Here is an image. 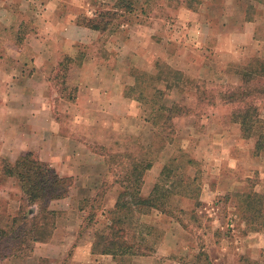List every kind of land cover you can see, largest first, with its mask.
<instances>
[{
  "label": "rangeland",
  "instance_id": "1",
  "mask_svg": "<svg viewBox=\"0 0 264 264\" xmlns=\"http://www.w3.org/2000/svg\"><path fill=\"white\" fill-rule=\"evenodd\" d=\"M44 1L0 0V83L9 78L1 71L3 66L20 68L31 58L34 60L32 53L17 51L16 47L20 48L23 40L33 37L38 30L44 31L42 19L47 21L48 16L43 13ZM55 1L62 5L61 11L65 16L75 17L77 21L83 16L91 17L97 8L95 3L111 6L116 0ZM137 1L138 6L146 2L147 17L138 16L131 25L121 26L113 34L98 35V32L80 27L83 34H78L79 41L73 45L76 55L69 57L73 62H65L67 56L61 54L49 72V90L57 94L49 106L58 123V132L69 139L70 160L62 168L47 165L58 174L66 170L74 176L69 177L73 189L67 196L48 204L49 209L56 213L55 229H59L56 240L67 241L68 248L62 251V257L59 249L52 250L44 264H161V258L166 259L173 251L175 255L178 252L180 258L174 256V261L163 264H173L181 259L195 264H238L243 261L244 264H264V231L250 221L245 209L246 203L257 196L259 198L256 199L262 201L264 212V151L259 155L254 153L255 139L243 138L237 124L230 120L236 105H223L218 97L219 94L229 95L240 85L237 72L245 67L228 62L234 59L233 51L238 50L237 45L233 46L230 34H217L220 26L229 24V20L216 18L217 13L221 16V11L212 6L207 14L211 19L208 17L210 20L205 23L203 14L210 2L208 0L191 3L194 9L190 10L185 3L176 5L174 0ZM217 1L212 5L220 3ZM239 1L243 3V10L236 9L233 28H238L243 16L248 21L256 18L254 39H263L264 0ZM57 12L58 8L49 17ZM45 45L43 43V48ZM259 53L261 56V51ZM246 59L249 57L242 61ZM84 62L89 67L109 69L112 73L110 82H107L108 76L101 82L99 100L93 98V89L87 87L89 92L82 90L84 82L80 81L79 69ZM166 68L178 71L182 77L179 87L171 91L165 90V85L155 79L157 73ZM103 74L102 71H93L82 76L96 75L95 79H100ZM257 80L249 85L252 90L249 102L258 108L262 119L264 92L255 86L263 82ZM135 84L141 86L139 91L146 98L153 89L160 88L165 90L164 99L168 104L175 102L189 108V114L172 121L173 141L162 150L146 122L149 112L135 100L138 94L131 90ZM78 91L81 95L77 99ZM48 92L46 95L50 97ZM110 95L120 102L121 96L127 101L111 104ZM209 95L215 97L213 106L207 103ZM199 100L203 102L199 103ZM147 153L153 162L148 174L143 175L140 193L143 190L146 195L159 180L163 167L176 158L168 168L171 172L164 187L172 185L176 192L179 183H191V188H186L189 194L172 197L171 214L151 212L137 219V225L146 222L157 224L155 231L160 232L153 245L154 252L149 257L112 262L106 257L90 256L87 253L89 243L97 242L96 234L107 233L111 205L120 191L118 182L125 179L133 164H138V160L145 158ZM17 183L12 178H0V197L8 198L10 195L15 200L18 197L19 201ZM6 192L7 196L4 195ZM8 205L7 200H0L1 229L5 228L7 217H10ZM260 222L264 223V219ZM125 228L127 242H130L133 233H137L133 228ZM161 228H169L177 235L180 252L170 244L171 239H164ZM12 243L10 237L2 240L3 247L7 249ZM186 247L188 249L185 250ZM195 258L197 260L194 261ZM7 264L21 262L9 258Z\"/></svg>",
  "mask_w": 264,
  "mask_h": 264
},
{
  "label": "trees",
  "instance_id": "2",
  "mask_svg": "<svg viewBox=\"0 0 264 264\" xmlns=\"http://www.w3.org/2000/svg\"><path fill=\"white\" fill-rule=\"evenodd\" d=\"M174 1L176 5L185 3L188 10L194 9L191 3L197 2V0ZM95 5L97 8L91 17L78 18L75 24L101 35L113 34L121 26L133 23L136 17H147L149 13L146 2L138 6L137 0H116L111 6L105 3H95ZM64 59L69 64L73 62L69 57ZM238 70L240 85L235 87L229 95L219 94L218 97L222 99L223 105H236V109L230 114V120L239 125L243 138L255 139L254 153L259 155L264 151V121L259 117L258 108L249 102L252 94L249 85L258 79L257 81L263 83L255 88H261L260 91L264 92V61L255 59ZM155 79L162 82L167 91L179 87L182 81L181 73L171 68L160 70ZM139 88L141 86L135 84L131 90L137 92L135 100L145 106V110L149 112L146 122L152 128V136L155 137L160 146L159 149L162 150L173 141L172 121L189 114V108L175 102L168 104L164 99L165 90L163 89H153L152 94L146 98ZM206 99L208 105L215 104L214 96L209 95ZM202 102L199 100V103ZM175 160L177 159H173L171 164L163 167L159 180L145 198L141 196L140 187L144 173L152 166L153 158L150 157V153H147L145 158L138 160V164H133L125 179L118 182L120 191L110 210L111 217L110 224L106 227L107 233L95 235L97 242L95 241L96 243L92 245V254L110 255L114 261L122 262L123 258L144 257L153 252V245L160 237L159 233L145 223L137 225V221L150 214L152 210L162 214H171L172 197L189 194L186 188H191V183L185 185L179 183L177 186L179 190L176 192L174 191L176 189L171 187L172 185L164 187L165 181L169 179L168 174L171 172L168 168L172 167ZM0 178L14 179L18 182L20 191L17 213L12 217H7L5 228H0L1 261L28 256L34 244L47 243L51 240L55 230L56 213L49 209L48 204L64 199L73 182L69 177H60L52 167L42 162L39 156L32 151L23 152L14 162L0 158ZM256 198H251L249 203H246V215L252 223L259 225V228L264 231V223L260 222L264 219L263 205L262 201ZM255 202L257 203L254 204ZM125 226L133 228V231L137 233H133L130 242L126 239L128 235ZM7 237L13 241L9 249L2 245V240ZM44 263L46 261L40 259L37 264Z\"/></svg>",
  "mask_w": 264,
  "mask_h": 264
},
{
  "label": "crops",
  "instance_id": "3",
  "mask_svg": "<svg viewBox=\"0 0 264 264\" xmlns=\"http://www.w3.org/2000/svg\"><path fill=\"white\" fill-rule=\"evenodd\" d=\"M208 1L207 2L209 4L206 5V13L203 14V20L205 21V23H208L211 18L207 16V14L212 9V6H217L221 11V16L217 13L215 15L216 18L226 17L229 20V24L220 26L217 34H230L229 36H231L233 39V46H238V50L233 51L232 53V55H234V59L228 62L235 63L240 66H245L255 59H264V41H261L264 40V38H261V40L254 39V21H257L256 18L248 21V19L243 16L242 18L244 19H242V23L238 25V28L235 29L232 26L234 13L238 11L236 9L241 8L240 10H243V3L239 0H219L220 3L214 6L212 4L214 2H218L217 0ZM43 8L45 9V11L43 12L45 13V17L48 15L46 19L47 21H44V19H42V21L45 23L43 24L45 27L42 26L44 31L39 32L38 30L37 34H35L33 37L25 38L20 48L16 47L17 51L21 50L27 52L28 54L32 53V57L34 58V60L32 61V58L30 57L31 59L29 60V62H27L26 65H22V67L20 68L15 66H3V69H1L3 75L5 76L7 74L9 75V78L7 79V81H5V83L3 82V80L0 83V158L7 159L10 162H14L23 152L32 151L39 156V159L42 162L49 164L50 166L55 168H62L64 165H66L65 163H68V161L70 160V156L68 154V150L70 147L68 143L69 139L65 138L58 132V123L56 122L51 111V107L49 106V103H53V100L54 98H56L57 94L53 92L52 89H50L51 91L49 90L50 81L48 79V76L49 72L56 65V61L59 60L61 54L66 55L70 58H73L76 55V51L74 50L73 45L78 43L79 39L77 38V36L78 34H83L81 33L83 32L81 31L83 29L76 26L75 17H69L68 15L65 16V14L62 13V5H60L57 1L46 0L43 2ZM56 8H58V12L52 15V17L50 18L49 15H51V13L54 12ZM49 18L50 21H48ZM138 23L140 24L143 22ZM223 24H225V22ZM43 43L46 44L44 48ZM259 51H261L262 57L260 56ZM253 55H255V57L252 59ZM244 57H249V59H246V61H242ZM79 70L81 71H79V77L81 78L80 81L84 82V88H82V90L89 92L88 89H93V94L95 96L93 98L99 100V98H101L99 96V92L101 89L100 87H102L101 82L102 80L106 79L107 76V82H110L112 79V73L108 71L109 69L107 70L105 68H98L94 66L93 68L89 67V65L85 64V62ZM93 71H102L104 74L102 75V77H100V79L99 77L95 79L96 75H94V77H91L92 75L82 76V74L85 72L93 73ZM91 85H93L94 88ZM47 91H49L48 93H50V97L46 95ZM80 95L81 93L78 91L77 99L80 98ZM120 99L121 102L118 99L114 98V96H111L109 103L124 104L127 101V99L123 98L122 96L120 97ZM113 107L114 105H112L111 108L114 109ZM108 110H110V107H108ZM118 113L120 114L121 112ZM262 120L264 121V117H262ZM236 126L238 127L239 132V125ZM149 170L145 172L146 175L148 174ZM58 175L60 177L74 176L73 173H67L66 170L65 172H62L61 170ZM153 186L154 185H152L146 195L143 194L142 190L141 196L143 198L147 197L151 192ZM71 189L73 188H70L69 192L71 191ZM6 194L8 195V192H6L4 195L7 196ZM0 200H7L9 202V216L12 217L17 213V210L19 208V201H17L18 197L15 200L11 198L10 195H8V198L0 197ZM113 205H111V208H113ZM151 212H155V214H162L155 210H152ZM145 224L150 225L153 228H156L157 226V224L151 222H146ZM161 229H163V233L165 234L164 239H167V237L169 240L171 239L172 242L170 244L174 245L176 252H180V240H177V235L171 233L169 231V228ZM58 230V228L54 230L53 236L49 242L34 244L32 246V252L28 256L14 259H16L17 263L21 262V264L22 261H24L25 264H37L38 260L40 259L45 260L50 258L49 253H51L52 250L57 249H59V255L62 257V251L65 252L66 248H68V245L67 241L62 242L56 240V234L58 233ZM180 230L186 233L184 228H181ZM158 233L160 234V232ZM181 240H183V237L181 238ZM160 245L161 243L159 244V246ZM91 247L92 244L89 243L87 253L90 254V256L93 255L92 257H106L114 262L113 258L110 255L92 254ZM77 249L81 250L80 247H77ZM184 249L186 250L188 249V247ZM153 252L144 257H137V259H145L149 257ZM174 252L175 251L167 255L166 259L161 258L162 262H171L169 260L174 261V256L180 258L179 253L177 252L175 255ZM8 260L9 258L1 260L0 264H7ZM195 260H197V258H195L194 261ZM29 261L33 263H28ZM34 261H36V263ZM173 264L195 263L192 261L187 262L185 259H181V261L178 260ZM238 264H244V261L241 263L238 262Z\"/></svg>",
  "mask_w": 264,
  "mask_h": 264
}]
</instances>
